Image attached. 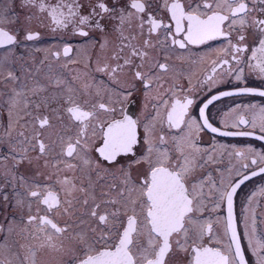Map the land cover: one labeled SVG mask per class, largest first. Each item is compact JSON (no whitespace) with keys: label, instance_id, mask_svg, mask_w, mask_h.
<instances>
[{"label":"snow or ice","instance_id":"6c2138e0","mask_svg":"<svg viewBox=\"0 0 264 264\" xmlns=\"http://www.w3.org/2000/svg\"><path fill=\"white\" fill-rule=\"evenodd\" d=\"M259 4L264 5V0H259ZM21 7L30 12L24 17L27 22L36 17V12H31L34 8L46 14L56 28H67L73 24L74 32L83 37L89 36L88 30L100 32L104 37L101 49L110 43L107 39L110 28L119 41L111 57L115 64L104 63L96 71L108 74L114 83L120 82L121 73H129L132 79L127 87L115 93L124 99L138 90L139 82L146 90L145 100H149L153 81L160 79L153 70H169L167 62L162 63L150 55V51L157 48L186 49L189 45H201L223 37L236 54L232 57L234 60L239 62L240 54L251 51L250 61L255 60V67L264 74V7L259 8L261 15L253 17L251 25H248L246 18L252 9L247 0H158L156 9L149 0H57L54 4L46 0H21ZM85 8L86 12L83 11ZM161 12L166 14L167 19ZM16 19H19L18 15ZM237 25L241 30L237 31L233 43L232 31ZM245 26L256 30L257 47L246 43ZM134 29L145 37L142 43H133L137 40ZM38 37L39 33L24 29V40L33 41ZM17 42L16 35L0 27V47ZM70 51L71 48L65 46L63 54L68 56ZM53 55L58 57L60 53ZM250 61L248 66L252 68ZM223 63L228 61L225 59ZM215 64L216 61H213V71ZM146 66L147 71L144 70ZM237 79L240 77L237 76ZM55 84L59 86L60 81L56 80ZM31 91L33 95H38L45 89L38 86ZM241 91L254 92L255 89L244 88ZM167 92L171 94L170 99H165L163 94L151 98L157 100L152 105L155 114L145 118V122L140 117L133 118L123 109L120 118H116V109L110 103L81 100L69 88L67 95L60 93L52 97L62 101L52 112L57 119L70 122L75 129L74 135L58 134L57 141L46 142L43 130L52 127L47 114L34 117V131L30 137H26L24 132L19 133L24 137L20 143L31 145L32 151L38 154L30 156L29 149L22 148L19 155L12 156L14 168L31 165L34 160L48 156L56 143L62 157L57 160V165L63 164V168L53 165L56 167L54 183L42 184L34 177L11 173L10 179L6 177L5 183L0 185V198L5 203L10 202V198L4 189L11 184L16 207H22L26 199L30 213L31 202L36 201L41 206L35 215L29 214L26 219V223L35 228L33 238L41 240L43 237L40 248L64 250L72 264H247L233 216V196L248 177L244 176L238 183L222 188L216 186L211 174L207 177L196 174V169L203 168V164L197 159L201 149L195 137L205 128L213 133L218 129L205 115L208 104L199 109L201 124L189 117L192 99L177 97L173 88ZM96 95L99 96L100 92L97 91ZM259 95L264 96V91ZM21 97L23 94L16 92L10 98L11 107L19 104L18 98ZM23 102L27 108L30 102L26 97ZM32 103L39 110L41 104L47 107L49 100L44 98L40 103ZM104 114L110 118H102ZM257 120L264 132V108L253 118L251 123L254 128ZM239 123L246 124L248 121L240 117ZM165 125L168 129L179 130L181 134L170 136L164 130ZM141 127L142 135L139 131ZM222 135L250 133L225 132ZM11 151L15 153L16 149ZM208 159L211 160L212 156L209 155ZM261 160L264 161V156ZM255 163L256 160H252V164ZM44 166H49L47 160ZM77 171L87 179V183L83 180L78 183V177L65 174ZM260 171L264 172V168ZM252 174L256 175L255 172ZM93 175L96 176L95 181ZM107 176H112L118 183L108 185V190L98 198L95 188ZM47 179L52 180V176ZM17 188L23 189V193ZM215 193L219 194V200L210 201ZM208 202L213 203L212 211L226 203L223 237H219L214 228L221 218L213 220L203 216L208 210ZM79 209H84V212L78 216ZM60 214L68 217L63 225L55 219V215ZM245 236L257 256L256 264H264V239L256 238L255 217H252L250 229L246 222ZM223 238L227 239V243L222 247L209 246L212 241L220 244ZM65 239L73 242L66 249ZM36 255V250L28 247L24 259L29 264H36Z\"/></svg>","mask_w":264,"mask_h":264},{"label":"flooded vegetation","instance_id":"af4514ba","mask_svg":"<svg viewBox=\"0 0 264 264\" xmlns=\"http://www.w3.org/2000/svg\"><path fill=\"white\" fill-rule=\"evenodd\" d=\"M48 2V1H46ZM248 6L252 11L248 15V25H251V20L253 17H259L261 14L259 12L260 7H264V5L259 4V0H247ZM51 3V2H50ZM154 8V7H153ZM0 10V27L9 31L11 34L17 36V43L14 45H5L1 48H9L16 49L17 45H26L31 44L34 41H41L42 38H49L53 36V31L50 29L39 30L38 28L41 26L45 27V22L40 19L34 17L31 22L26 21V25L30 26L31 31L35 33H39L38 39L33 41H26L24 37H20V34L17 32L20 29H17L18 25L16 23V18H13L19 10L17 9H4ZM21 9H23L21 7ZM25 10V15L30 14L28 9ZM36 9H31L33 12ZM85 10L84 12H86ZM20 14V13H19ZM162 15V12H161ZM12 16V17H10ZM25 17V16H24ZM165 19H167L165 15ZM25 20V19H24ZM50 20V19H49ZM15 21V22H12ZM4 22H9L7 25ZM51 22V21H50ZM52 24V23H51ZM55 26V25H54ZM56 27V26H55ZM73 24H69L67 28H61L63 33L66 36L67 33L65 31H72L71 35H75L74 29H72ZM251 27V26H247ZM57 30V28H56ZM247 32V40L246 43L250 47H257L258 44L255 42L256 30L254 27L248 29ZM109 31L111 29L109 28ZM237 31H240V26L237 25L236 30L232 31V42L235 43V37L237 35ZM244 31V29H243ZM24 35V32L21 33ZM83 37L80 36L79 39ZM91 39H93L92 35H89ZM109 37V36H107ZM104 38L102 35L100 36V40ZM224 38H218L213 41H208L205 44L201 45H189L192 48H198L202 53L205 49H211L212 51H218L221 45V42ZM72 44H75L72 42ZM65 46L70 47V43L66 42L63 46L59 45L57 48L59 53L63 52ZM75 45H73L74 48ZM178 48V47H177ZM176 49V48H174ZM180 52V51H173ZM12 55V61L16 63V55ZM26 56V62L30 63L34 58V51L27 50L26 53H23ZM150 55L160 62H167L171 68H177L176 64L172 61V54L170 50L165 48V52L163 54H157L155 52L150 51ZM236 55L232 50L228 53L227 58H222L217 65L220 66L218 69L206 75L203 81H199L200 76L196 79V75L192 77L193 74L183 75L180 80L175 79L170 74L160 76L159 80H154L151 90L149 91V100H145V89L143 85L137 82V91L133 93L132 96L128 97L131 100V103H135V109H133L132 116L133 118L140 117L142 120L145 118H150L151 115H154V110L152 105L157 103V100L151 99L152 97H157L159 95H165V99H170L171 94L167 92L169 88H173L177 97L188 96L193 100V105L189 108V117L196 119L198 122L202 124V119L199 116V109L202 108L205 104H208V107L205 109V115L208 117L209 122L218 129L217 132L213 133L209 129L205 128L200 131L195 137V142L197 146L201 149V154L198 156V162L203 164V168H197L196 174L200 177H207L211 174L212 180L215 182L217 187L228 188L230 184L238 183L243 179L244 176H247L248 179L244 180L240 187L237 188L236 193L233 196V216L236 222L237 233L240 237L241 247L245 253V259L247 264H256L257 256L253 254V248L249 247V242L247 237L245 236L246 231V222L247 226L250 229L252 217H255L256 220V238L264 239V192H262L261 187L264 186V172H261L260 169L264 168V161L261 160V157L264 156V132L260 130L259 120H257L256 127L252 126V120L255 116H258L259 110L264 108V96L259 95V92L264 91V75L259 72V69L255 67L256 61L251 60V51L240 54L241 60L238 62L234 60L232 57ZM165 56H167V60L165 61ZM107 55L98 54V56H92L89 59V68L88 71L84 67L76 68L75 66L71 67H63V70L60 72V75L57 74L56 77L46 73L40 67H37L34 72L38 70L41 73L40 79L42 83L48 86L50 89H60L65 85H69L72 90L77 94L81 95V100L88 99L90 101L97 99L95 88H102L105 81H111L109 85V97L104 102H109L114 100L116 92H121L124 90L125 81L127 78V73H121L119 76V83H114L110 80L109 75L105 73V78L100 81H95V77L92 75L93 70L96 71L98 66H102L104 63L109 62V58ZM160 57L161 60H160ZM227 60L228 63H223V60ZM249 61L253 65L252 68H249ZM115 64V61L111 59V63ZM60 70L62 69L61 63L58 64ZM79 66H85L83 64H77ZM0 66H5V64L0 60ZM243 69V71H239ZM24 72H28L27 69L23 70ZM9 76V73L13 74L9 70L6 72ZM64 74H66L67 78H65ZM237 76L240 79H237ZM211 77V79H209ZM1 80V78H0ZM59 80L60 85L57 86L55 81ZM103 81V82H102ZM199 83V84H197ZM0 87L5 88V92H0V97L2 101L5 102V98L9 99L12 97V88L9 85L4 84V80L0 81ZM0 88V89H2ZM251 88L255 89L254 92H242L241 89ZM231 93L230 95H223V93ZM79 97V95H77ZM216 97V99H213ZM112 99V100H109ZM211 100V103L208 102ZM62 103V102H61ZM147 103L148 107L145 108V104ZM11 106V105H10ZM53 108H46L44 110V114L54 115L52 112ZM163 111V109H160ZM33 114H38L39 110H32ZM6 114V113H5ZM116 116H120V112L115 113ZM108 115L104 116L106 118ZM243 117L248 121L246 124H240L239 118ZM120 118V117H119ZM51 120V119H50ZM67 119L63 121L57 119L51 120L52 127L46 128L43 130L44 139L48 143H52L57 141L58 134H63L64 131L68 130ZM146 122V120H145ZM55 124V127H54ZM67 126V127H66ZM165 132L170 133V136H178L180 135V131L177 129H168L165 125ZM34 131V130H33ZM141 135L143 134L142 127L139 129ZM186 131V129H185ZM20 132H24L25 136L28 137V134L24 127H18L16 132L8 138L7 128L4 125L0 126V163L5 164V169L8 171L10 176L11 173H15L17 175L18 171H21L23 175L25 173L23 170L27 167H31L32 171L36 175H39V183H54L56 176V167H53L52 161H57L62 159L59 156V153H56L57 145L55 144L54 150L49 153L48 156L41 158L39 161H33L31 165H20V167L14 168V161H3V157L5 155H19L21 153L22 148L27 147L29 149L28 154L30 156L35 157L38 153H34L26 142L21 144L20 141L24 140V137L19 135ZM241 133L246 132L250 133V135H222V133ZM33 134V133H32ZM31 134V135H32ZM30 135V136H31ZM98 142V141H97ZM15 148L16 152L13 153L11 150ZM237 153H240L237 155ZM93 155H96L93 153ZM211 155L212 159L209 160L208 156ZM48 161V167L44 166V161ZM252 160H256L255 164H252ZM76 163V161H72ZM244 165H248V167H244ZM59 168H63V164H59L57 166ZM255 172L256 175L252 173ZM69 176L75 175L78 177V183L80 180H83L87 183V179L81 175L79 171L72 173H65ZM118 175V174H117ZM26 176V175H25ZM52 176V180H48L47 177ZM6 179V177H5ZM5 179L3 182L5 183ZM92 179L95 181L96 176L93 175ZM1 180V179H0ZM221 181H223V185H221ZM37 182V181H36ZM118 183V180L113 179L112 176H107L99 181L95 188V194L99 198L103 191L108 190V185ZM58 187V186H57ZM10 198V202L5 203L2 198H0V213L2 214V220H0V235H6V239L0 241V264H29V262L25 261V256L27 254V248L32 247L36 250V264H72L69 256L65 254L64 250L56 251L47 247L40 248L39 245L43 239L41 236V240H37L33 238L32 233L35 232V228L26 223L27 216L29 214H36L37 208L41 207L38 202H31V213L29 212V201L26 199L25 203L22 207H15L14 210H7L9 204L14 202L15 199H12L13 189L10 188V184L4 189ZM17 191L23 193V189L17 188ZM208 191V188L205 187V192ZM114 194V193H113ZM261 195L259 199L257 196ZM241 199L239 200V198ZM219 194L215 193L213 197L210 198V201H218ZM28 201V204H27ZM245 204V206H242ZM213 203L208 202V210L204 212V218H211L215 220L217 217L221 218V222L219 224H214V228L219 237H223V219L227 216V206L226 203L222 204L219 209L212 211ZM84 212V209H79L77 215H81ZM86 218V217H84ZM55 219L61 225L64 224L68 217L60 214L55 215ZM75 219V217H74ZM73 242L69 240H64V248H68L71 246ZM227 243V239L223 238L220 244H217L215 241H212L209 246L213 247H222L223 244ZM255 243V241H253ZM9 245H13V248ZM22 245L24 247H22ZM264 254V253H262Z\"/></svg>","mask_w":264,"mask_h":264},{"label":"rangeland","instance_id":"374dc122","mask_svg":"<svg viewBox=\"0 0 264 264\" xmlns=\"http://www.w3.org/2000/svg\"><path fill=\"white\" fill-rule=\"evenodd\" d=\"M51 3H56L57 0H46ZM123 2V0H122ZM149 3H151L154 7V9L157 8V3L158 0H149ZM17 9L19 10L16 12L15 16L13 18H16L17 15L19 16V19H16V23L18 25L17 29H20L17 33L20 34V37H24L23 33L25 28L32 29L30 26L26 25V21L24 20L25 16V10L21 9V0H0V10L1 12L3 9ZM87 10L85 8L83 11ZM158 10V9H157ZM33 12H36V16L40 17L41 20L45 22V27L41 26L38 28L39 30H44V29H50L53 31L55 28V31H53V36L49 38H42L41 41H34L31 44H26V45H17L16 49H5L1 48L0 49V60L5 64V66H0V78L1 80H4L5 85H9V87L12 88V93L11 96H14L16 92H21L23 94V97L18 98L20 99V103L17 104L15 107L10 106V100L5 98V102L2 101L0 97V126L4 125L7 128V133H8V138L16 132V129L18 127H24L28 137L33 133V125L35 124L34 117L37 115L44 114V110L46 111V108H57L59 106V103L62 101H57L53 100L52 97L58 96L60 93H64L67 95V89L71 88L69 85H65L60 89H50L48 86L44 85L42 83V80L40 79L41 73L34 72V70L37 67H40L43 69L46 73V76H48L47 73H50V75H53L54 77L57 76V74L60 75V72L63 70V67H71L75 66L76 68L84 67L87 71L89 68V59L92 56H98V54L102 55H107L108 57L112 55L113 50L115 48V45L119 43L115 39V35L108 30V36L107 39H109L110 43L109 45L101 49L100 45L103 43L104 38L100 40V36L102 35L98 31H93V30H88L89 35H92L93 39L91 37H80V35L75 34L71 35L70 33L72 31H65L68 36L63 33V30L61 28H57L54 26V24H51L50 20L47 18V15L44 13H39L37 10H34ZM20 13V14H19ZM162 15H166L165 13L162 12ZM12 17V16H10ZM248 19V18H246ZM6 25L9 22H4ZM251 27L245 26L243 29L247 33ZM74 29V27H72ZM241 30V29H240ZM133 34L137 35V40L133 41V43H142L143 39L145 38L144 36H140L138 33V30L134 29ZM69 42L70 43V48L71 51L68 56H65L63 52L61 51L60 55L58 57L54 56L53 53H57L59 45L63 46L64 43ZM75 43V44H72ZM73 45L74 48H73ZM27 50H33L34 51V58L30 63H27L26 61V56L23 53H26ZM173 51H180V52H173ZM231 49L229 48L228 40L223 39L220 45V48L218 51L211 50V49H205L204 52L202 53L198 48H192V47H187L186 49H179L176 48L174 50H170L172 54V61L176 64L177 68H171L169 67V70L167 72H162L158 69H154L153 72L157 74H162V75H171L177 80H180L183 75H189L193 74L196 75V79L199 78V81H203L206 77V75H209L210 73L213 72V61H216L215 64V70L218 69L217 63L222 59V58H227L228 53H230ZM16 55V63L14 64L12 61V55ZM151 52H155L157 54H163L165 52V49H160L157 48L156 50H152ZM127 53V49H125V54ZM162 57H160L161 60ZM139 63V61H136ZM59 63H61L62 69L60 70ZM109 64H114L113 62L111 63V58H109ZM77 64H83L85 66H79ZM27 69L28 72H24L23 70ZM13 72L11 76H8L6 72ZM145 71L148 70V66L145 67ZM93 76L95 77V81H100L105 78V73L103 72H98L93 70L92 72ZM65 78H67L66 74H64ZM264 74H262L263 76ZM132 77L129 73H127V78L124 83L125 87H127V84L129 81H131ZM0 80V81H1ZM103 82V81H102ZM104 85L102 88L96 87L95 92L97 91L100 92L99 96H95L94 98L97 99V102H104L103 100L107 99L109 97V93L111 94L112 92H109L108 88L109 85L111 84V81H105L103 83ZM199 84V83H197ZM43 87L45 91L39 92L38 95H33L32 94V89L37 88V87ZM138 87H140V83L138 84ZM2 88V87H0ZM0 92L4 93L5 88L0 89ZM76 92V91H75ZM73 90V94L76 96L79 95V99H81L80 94H76ZM119 93V92H116ZM115 94V93H114ZM27 98V100L30 102L28 104V107H24V102L23 99ZM44 98H48L49 103L47 107H44L43 104H41V108L39 109V113L33 114L31 111L35 110V103H32L33 101L36 103H40ZM109 100H112L109 98ZM95 102V100H92ZM106 103V102H105ZM107 103H110L112 107L116 109V112L118 111L121 113V109H123L127 114L132 115L133 109L136 108L134 105L135 103H131L130 98L124 99L123 96H118L115 94V98L112 101H109ZM37 110V109H36ZM6 113V114H5ZM31 113V115H29ZM108 114H104L106 116ZM116 116V114H115ZM56 115H51L50 119L54 120ZM120 116H116V118H119ZM110 118V117H106ZM68 125V130L64 131L62 135L68 136V135H74L75 129L70 126V122H67ZM55 127V124H54ZM31 147V145H29ZM60 151L59 144L57 145V150L56 153ZM34 152V151H33ZM37 153V152H34ZM10 160L12 161V155H5L3 157V161ZM53 165H57V161H52ZM25 173L26 177H34L35 180L38 182L40 178L39 175H36L34 171H32L31 167H27L23 170ZM23 174L21 171L17 172V175ZM5 177L10 179V176L8 174V171L5 169V164L0 163V185L4 184ZM30 183L32 180L29 181ZM6 188V187H5ZM10 188H12L10 184ZM261 190H264V186L261 187ZM14 193V192H13ZM261 195L257 196V199H259ZM14 198V194H12V199ZM241 197L239 198V200ZM28 204V201H27ZM242 206H245V204H242ZM15 203L12 202L9 204V207L7 210H14L15 208ZM0 220H2V214L0 213ZM6 239V235H0V241H4ZM11 246V245H9ZM13 248V245L11 246Z\"/></svg>","mask_w":264,"mask_h":264}]
</instances>
